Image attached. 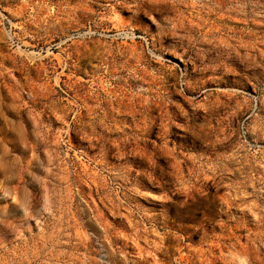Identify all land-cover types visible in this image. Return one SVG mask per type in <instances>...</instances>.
Segmentation results:
<instances>
[{
  "label": "rangeland",
  "instance_id": "obj_1",
  "mask_svg": "<svg viewBox=\"0 0 264 264\" xmlns=\"http://www.w3.org/2000/svg\"><path fill=\"white\" fill-rule=\"evenodd\" d=\"M0 264H264V0H0Z\"/></svg>",
  "mask_w": 264,
  "mask_h": 264
}]
</instances>
